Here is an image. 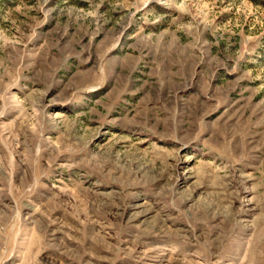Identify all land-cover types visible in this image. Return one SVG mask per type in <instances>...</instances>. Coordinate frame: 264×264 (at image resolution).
Listing matches in <instances>:
<instances>
[{"label":"rangeland","instance_id":"obj_1","mask_svg":"<svg viewBox=\"0 0 264 264\" xmlns=\"http://www.w3.org/2000/svg\"><path fill=\"white\" fill-rule=\"evenodd\" d=\"M0 264H264V0H0Z\"/></svg>","mask_w":264,"mask_h":264}]
</instances>
